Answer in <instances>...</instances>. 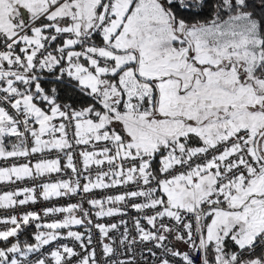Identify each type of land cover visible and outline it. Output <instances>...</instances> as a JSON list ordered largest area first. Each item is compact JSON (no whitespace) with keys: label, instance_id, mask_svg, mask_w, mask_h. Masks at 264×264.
Listing matches in <instances>:
<instances>
[{"label":"snow or ice","instance_id":"6c2138e0","mask_svg":"<svg viewBox=\"0 0 264 264\" xmlns=\"http://www.w3.org/2000/svg\"><path fill=\"white\" fill-rule=\"evenodd\" d=\"M0 161V264H264V0H0Z\"/></svg>","mask_w":264,"mask_h":264},{"label":"built area","instance_id":"2783aa9c","mask_svg":"<svg viewBox=\"0 0 264 264\" xmlns=\"http://www.w3.org/2000/svg\"><path fill=\"white\" fill-rule=\"evenodd\" d=\"M3 163H4L3 161H0V164H3ZM6 190H11V187L8 185H0V191H6Z\"/></svg>","mask_w":264,"mask_h":264}]
</instances>
